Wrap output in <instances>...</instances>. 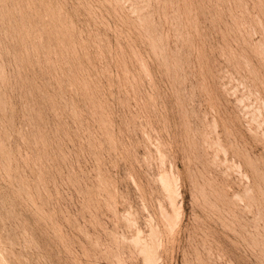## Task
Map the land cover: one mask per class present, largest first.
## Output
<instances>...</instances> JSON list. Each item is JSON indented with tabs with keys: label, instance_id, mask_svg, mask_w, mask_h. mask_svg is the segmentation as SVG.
Returning <instances> with one entry per match:
<instances>
[{
	"label": "rangeland",
	"instance_id": "374dc122",
	"mask_svg": "<svg viewBox=\"0 0 264 264\" xmlns=\"http://www.w3.org/2000/svg\"><path fill=\"white\" fill-rule=\"evenodd\" d=\"M148 259L264 264V0H0V264Z\"/></svg>",
	"mask_w": 264,
	"mask_h": 264
},
{
	"label": "bare ground",
	"instance_id": "6f19581e",
	"mask_svg": "<svg viewBox=\"0 0 264 264\" xmlns=\"http://www.w3.org/2000/svg\"><path fill=\"white\" fill-rule=\"evenodd\" d=\"M151 257H152V256H151ZM151 257H150V258H151ZM147 258H148V256H147ZM149 260H150V259L147 260V261H148V264H149ZM152 263H154V261H153ZM150 264H151V262H150Z\"/></svg>",
	"mask_w": 264,
	"mask_h": 264
}]
</instances>
